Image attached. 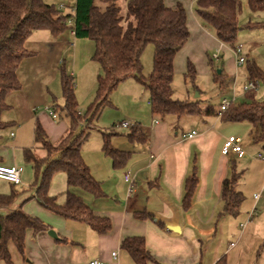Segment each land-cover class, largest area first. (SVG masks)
Here are the masks:
<instances>
[{"label": "crops", "instance_id": "obj_1", "mask_svg": "<svg viewBox=\"0 0 264 264\" xmlns=\"http://www.w3.org/2000/svg\"><path fill=\"white\" fill-rule=\"evenodd\" d=\"M201 28L204 32L205 27L201 25ZM84 44L79 37L71 34L70 29L58 37L45 29L34 31L26 42V47L34 55L23 59L19 66L21 88L8 93L6 99L10 107L3 113V118L7 111L13 110L15 115L11 121L20 129L24 125L20 123L24 122L33 121L35 127L38 119L51 140L58 141L67 132L69 123L53 119L56 109L49 101L50 96L55 101L57 97L50 86L58 78L60 66L68 60L79 79V69L87 66L85 57L78 58ZM222 46L223 42L218 47L221 52L224 49ZM236 63L240 65L237 59ZM234 78L238 80L237 73ZM75 92L77 98L84 92L79 80ZM237 97L235 90L231 101ZM185 99L195 98L188 95ZM42 104L55 110L54 114L46 108L38 109ZM149 117L144 124L141 123L148 133L146 141L132 142L128 136L113 140L115 147L130 151L125 164L114 167L109 156L103 159L101 168L92 166L94 171L90 167L93 175L101 181L105 195L97 197L79 187L72 188L97 214L110 217L112 228L107 233L99 234L84 222L63 218L35 201L30 203L26 199L30 193L20 196L11 207L0 208L4 213L21 209L38 215L49 225L46 231L37 234L28 231L24 254L14 243L9 244L14 264H89L93 259L105 264H134L131 255L121 248L122 240L132 235L144 236L147 248L165 264H217L223 257L222 264H264L263 214H256L255 211L256 205L264 204V193L255 199L257 188L246 190L247 175L242 170L243 174L236 184V188L244 194L239 213L232 215L225 212L222 199L223 181L235 168L237 170V161L248 162L246 157L252 158L248 156L246 143L252 141V125L245 121H224L220 116L176 117L150 113ZM193 130L196 131L193 137L183 138L184 134ZM10 135L15 137L11 147L14 154L13 157L5 156L6 161L2 164L23 167L21 183L18 184L21 185L32 178V170L23 159V150L28 146L15 144L20 142V136L17 138L15 131H11ZM231 135L241 137L246 151L244 156L221 152L225 139ZM37 151L45 154L43 149ZM1 154L6 155L4 152ZM253 163L261 167L259 192L264 183V160L253 161L250 167ZM193 170L197 172L198 183L190 205L185 207V181ZM57 183L66 192L65 173L54 175L51 194H54L52 188ZM64 197L58 200L63 202ZM136 210L148 211L152 216L138 218L134 214ZM51 228L56 231L57 237L49 234ZM113 251H118V259L113 258ZM0 264L6 263L0 260Z\"/></svg>", "mask_w": 264, "mask_h": 264}, {"label": "trees", "instance_id": "obj_2", "mask_svg": "<svg viewBox=\"0 0 264 264\" xmlns=\"http://www.w3.org/2000/svg\"><path fill=\"white\" fill-rule=\"evenodd\" d=\"M60 3H66L67 7L60 9ZM248 3L252 10L264 9V0H248ZM240 10L241 0L196 1L197 15L213 27L221 42L233 48L237 45L240 29ZM70 20L73 21L76 37L89 38L94 42L92 57L99 62L101 72L98 75L96 96L85 116H82L73 74L65 63L62 64V111L69 120L68 130L58 141H52L36 119L34 140L38 147H26L23 150L24 159L32 164L35 174L32 182L34 193L29 198H34L46 210L66 219L84 222L99 234H105L112 228L110 217L97 214L83 196L72 188L79 187L97 197L105 195L101 181L93 175L82 155V147L93 128L94 119L99 117L107 104H111L113 91L122 81L131 77L140 81L149 91L153 114L220 116L224 121L249 122L253 127L250 132L252 141L261 143L264 152V98H256L252 90L246 92V100L230 101L223 111L220 105L205 103L201 98L188 100L173 96L175 57L188 42L191 32L187 8L183 3L169 5L165 0H125V12H122L120 0H0V138L1 131L13 125V121L3 118V113L10 107L7 95L21 88L19 66L23 59L34 55L26 47L28 38L34 31L43 29L58 37L69 29ZM149 43L154 47L153 68L145 75L142 55ZM214 59L211 57V60ZM247 70L252 80L261 79L264 83V71L254 61L249 63ZM196 73L194 63L188 59L185 77L194 82ZM222 73L217 71L215 79L220 80L223 86ZM57 106H54L56 111ZM102 134L104 153L112 158L114 167H121L126 163L130 151L121 150L112 144L114 131H104ZM127 136L132 142L148 139L141 122H134ZM39 148L45 151L44 155L37 151ZM0 163H3L1 153ZM57 172L66 175L68 187L63 202L50 192L52 179ZM242 174L235 168L223 181L224 211L232 215L239 213L244 199L243 192L236 188ZM10 183L12 189L9 193L0 192V208L11 207L23 194L15 188L18 184ZM197 183V172L193 170L185 181V207L190 205ZM134 214L138 218L152 216V213L144 210H136ZM48 228L49 225L41 218L21 209L0 213V260L14 264L9 244L14 243L19 252L24 254L28 231L37 234ZM121 248L131 255L134 264H165L153 256L142 235L125 237ZM224 260L223 257L217 264H222Z\"/></svg>", "mask_w": 264, "mask_h": 264}, {"label": "rangeland", "instance_id": "obj_3", "mask_svg": "<svg viewBox=\"0 0 264 264\" xmlns=\"http://www.w3.org/2000/svg\"><path fill=\"white\" fill-rule=\"evenodd\" d=\"M165 1L172 5H175L177 2L183 3V5L187 8L188 24L191 32L188 42L183 46L182 50L177 53L178 56L175 62V74L173 80V96L175 98L185 99L189 95L190 98L191 96H193L195 99L201 98V100L205 103L209 102L215 105H220L223 96L227 97V99L230 101L231 99H234V92L237 90L238 97L234 100V102H242L246 100L247 91L244 89V86L249 78L247 66L249 63L254 61L264 71V9L259 11L252 10L249 6L248 0H241V10L238 17L240 29L237 34V44L243 43L241 53H238L237 56V54H235L234 48L231 45L223 43L224 47H222L224 49L221 52V57L211 60L212 55L221 45V42L218 41L219 39L216 37L213 27L204 22L197 15V0ZM120 5L122 7V12H125V0H120ZM201 25L205 27L204 32H202ZM79 38L86 44L81 47V52L78 58L82 59L85 57L87 59V66L79 69V79L73 71L70 60L66 61V67L68 68L69 72L73 74L75 89L76 84H78V80L84 89V92L80 97L77 98V100L79 103V110L82 116H85L89 105L91 102H93L96 96L97 80L101 69L99 62L92 57L95 48L94 42L89 38ZM153 53V44L149 43L142 55L143 73L145 75H148L152 71ZM238 57H244L246 62L244 64L238 65L236 63V59ZM188 59L194 63L197 71L194 82L185 77ZM218 70L223 71V76L221 78V81H224L223 86L220 80L215 79V73ZM236 73L239 77L238 80L234 78ZM257 81L259 83V89L257 91L252 90V93L256 98L261 99L264 98V83L261 79H257ZM50 87L54 93V96L57 97V101H55L54 98L50 96L51 101H49V103L51 102V105L53 106L56 105V103L58 104L57 111L55 112L53 119L56 121H60L62 119L69 123L68 117L66 116L64 110L62 111V107L64 106V98L62 95L60 73L58 78L53 80ZM111 101V104H107L103 108L99 117L94 119V123L92 124L93 128L90 129L88 139L84 142L82 147V155L86 162L88 161L90 165L92 164L90 167L94 166L95 168H101L103 165V159H105V157L109 158V156H107L102 150V132L114 131L111 139L112 144L114 145L113 140L116 138L122 139L121 137L127 136L129 130L128 128L120 126V122L131 121L132 123L133 121L144 124L146 120H149V115L152 113L149 91L146 90L145 86L140 81L133 77L122 81L118 85V87L111 94ZM45 106V104H42L38 107V109H45ZM14 115L15 112L13 110H11V112L7 111L4 114V118L7 121H11L14 119ZM20 124H24L21 129L16 124V126L11 125L1 131L0 153L4 152L6 154H2L3 162L6 161L5 156L9 155L10 157H13L14 154V149L11 147L13 141H15V137H11V131H15L17 138L20 136V142H16L15 144L20 146L23 144L28 147H38V144L34 140V122H24ZM81 126L82 125L79 127L81 128ZM246 143H248V156H252V158L246 157L249 158L247 160L248 162L242 163L238 160L236 163L237 170H244L245 176L247 175L245 181L246 190H253L254 188H257L256 191L258 192L261 167H259L257 163H253L252 167H250V164L253 161H261L257 155L258 153L264 152L260 143H255L252 141H248ZM24 161L26 165H28L32 170V178L21 185L16 186L15 188L19 191H22V195H27V193H30L28 196H26V199H29L27 201L30 203L35 201V203H37L34 198H29V196L34 193V188H32V182L34 181L35 177L34 169L31 163L27 162L25 159ZM92 169L94 170L93 167ZM59 185L60 183H57L54 185V189L52 188L54 195H57L58 198L65 196V189H60ZM11 189L12 183L9 181H0L1 193L7 194L11 191ZM255 211L256 214L262 212V219L264 220V204L262 205V203H260L259 205H256ZM0 213H4V211L0 210ZM31 215L39 217L38 215Z\"/></svg>", "mask_w": 264, "mask_h": 264}, {"label": "built area", "instance_id": "obj_4", "mask_svg": "<svg viewBox=\"0 0 264 264\" xmlns=\"http://www.w3.org/2000/svg\"><path fill=\"white\" fill-rule=\"evenodd\" d=\"M70 1H72V0H70ZM66 7H67L66 3H60L59 4L60 9H64ZM73 25H74L73 21L70 20L69 21L70 32L72 35L76 36V31H75V28L73 27ZM72 44L74 45V43H72ZM242 47H243V43H239L234 48L235 54H237V56H238V53L239 54L241 53ZM220 52H221V50L217 49L216 52H214V54L212 55V57L215 59L219 58ZM237 62L239 64H244L246 62V60L244 57H238ZM244 89L246 91H251V90L257 91L259 89V83H258V81H254L249 77L247 83L244 86ZM230 101L228 99H225V98L221 100V103H220L221 111L227 109V107L230 104ZM45 108L50 112V114H54V110L51 107L46 106ZM156 122H157V120H156ZM120 126L130 128L132 126V123L128 122V121H122L120 123ZM195 134H196V131L193 130L190 133L184 134L183 138H191ZM241 142H242L241 137L231 135L225 139V141L222 145L221 152L224 155L235 154L238 157H242L246 154V151L244 150ZM258 157L264 160V153H259ZM22 171H23L22 166H9V165H4V164L0 163V179H4V180L10 181V182H13L15 184H20ZM126 176H127V178L129 177L128 175H126ZM262 193H264V183H263L261 191L254 194V198L258 199ZM112 256L114 259H118V251H113ZM89 264H105V263L99 259H93L89 262Z\"/></svg>", "mask_w": 264, "mask_h": 264}, {"label": "water", "instance_id": "obj_5", "mask_svg": "<svg viewBox=\"0 0 264 264\" xmlns=\"http://www.w3.org/2000/svg\"><path fill=\"white\" fill-rule=\"evenodd\" d=\"M218 72H220V70H218ZM170 228L175 229L174 226H171ZM48 232H49V234L52 235L53 237H57V236H58L57 233H56V231L53 230V229H49Z\"/></svg>", "mask_w": 264, "mask_h": 264}]
</instances>
